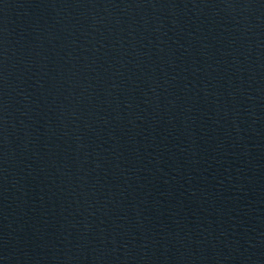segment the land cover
<instances>
[{
    "label": "water",
    "instance_id": "1",
    "mask_svg": "<svg viewBox=\"0 0 264 264\" xmlns=\"http://www.w3.org/2000/svg\"><path fill=\"white\" fill-rule=\"evenodd\" d=\"M0 264H264V0H0Z\"/></svg>",
    "mask_w": 264,
    "mask_h": 264
}]
</instances>
